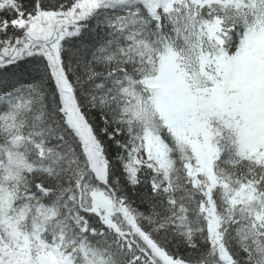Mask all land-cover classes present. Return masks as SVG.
<instances>
[{
    "label": "snow or ice",
    "instance_id": "6c2138e0",
    "mask_svg": "<svg viewBox=\"0 0 264 264\" xmlns=\"http://www.w3.org/2000/svg\"><path fill=\"white\" fill-rule=\"evenodd\" d=\"M0 264H264V0H0Z\"/></svg>",
    "mask_w": 264,
    "mask_h": 264
}]
</instances>
